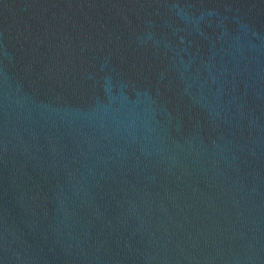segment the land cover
Here are the masks:
<instances>
[{"label":"water","instance_id":"1","mask_svg":"<svg viewBox=\"0 0 264 264\" xmlns=\"http://www.w3.org/2000/svg\"><path fill=\"white\" fill-rule=\"evenodd\" d=\"M0 264H264V0H0Z\"/></svg>","mask_w":264,"mask_h":264}]
</instances>
